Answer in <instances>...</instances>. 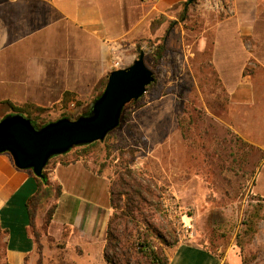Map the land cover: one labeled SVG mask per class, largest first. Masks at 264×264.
<instances>
[{"label":"rangeland","instance_id":"rangeland-1","mask_svg":"<svg viewBox=\"0 0 264 264\" xmlns=\"http://www.w3.org/2000/svg\"><path fill=\"white\" fill-rule=\"evenodd\" d=\"M192 6L169 19L165 31L158 35L137 39L135 44H111L110 68L83 62L71 66L69 89L58 101L33 113L40 125L64 116L76 119L88 112L106 86L114 55H119L126 67L144 51L155 80L139 100L125 107L120 125L104 141L54 156L45 173L49 175L51 164L70 162L81 154L112 180L116 172L132 168L153 181L156 194L152 204L138 198L130 204L116 188V207L111 213L133 207L138 226L134 228L136 222L132 221L128 225L134 238L137 230L144 236L147 221L149 240L161 255L187 241L220 255L222 264H228L231 255L239 256L243 264H264V104L258 107L259 115L245 110L249 118L244 122L257 137L239 128L238 117L245 113L244 107L233 103L211 64L213 25L221 13L200 2ZM161 43L166 49L157 62ZM12 112L5 101L1 103L0 118ZM240 118H245L244 114ZM165 195L173 198L185 223L192 225L188 231L184 222L180 223L182 215L169 216ZM43 206L42 220L47 208ZM49 236L41 260L35 255L28 263L90 264L67 245L65 237ZM0 264H10L2 235Z\"/></svg>","mask_w":264,"mask_h":264},{"label":"crops","instance_id":"crops-1","mask_svg":"<svg viewBox=\"0 0 264 264\" xmlns=\"http://www.w3.org/2000/svg\"><path fill=\"white\" fill-rule=\"evenodd\" d=\"M187 1L0 0V105L10 100L45 107L58 101L69 89L71 66L83 62L110 68L111 44H135L137 39L158 35L169 19L192 9ZM226 1L223 11L206 7L205 0L194 3L221 13L213 25L211 64L233 103L243 105V112L249 109L259 115L258 107L264 104V0ZM246 113L240 115L245 118L238 117L239 128L255 136L244 122L249 118ZM49 177L61 185L62 194L55 199L47 226L42 222L44 206L39 209L43 252L51 234L65 237L67 245L90 264H109L104 256L112 210L108 173L81 157L51 164ZM37 188L32 170L17 167L9 153H0V234L10 264H32L29 259L38 258L28 205ZM166 255L169 264L224 262L207 247L187 241ZM227 262L243 264L236 255Z\"/></svg>","mask_w":264,"mask_h":264},{"label":"water","instance_id":"water-1","mask_svg":"<svg viewBox=\"0 0 264 264\" xmlns=\"http://www.w3.org/2000/svg\"><path fill=\"white\" fill-rule=\"evenodd\" d=\"M154 80L155 73L141 51L132 64L110 72L103 92L76 119L64 116L37 126L24 113H8L0 119V153H9L17 167L44 178L54 156L104 141L120 125L125 107L139 100Z\"/></svg>","mask_w":264,"mask_h":264},{"label":"trees","instance_id":"trees-1","mask_svg":"<svg viewBox=\"0 0 264 264\" xmlns=\"http://www.w3.org/2000/svg\"><path fill=\"white\" fill-rule=\"evenodd\" d=\"M194 0H188L186 5L193 3ZM166 46L164 43L158 45L157 56L155 60L158 62L162 58ZM151 85V84H150ZM149 85V86H150ZM148 88V87H147ZM6 104L11 108L13 112H21L26 116L30 117L32 121L37 126H42L37 123L36 119L33 118V113L41 112L44 110V107L35 105L33 103H26L24 105L14 104L10 100L5 101ZM1 119V118H0ZM44 125V124H43ZM110 134V133H109ZM108 134V135H109ZM107 135V136H108ZM96 142H93L89 145H85L83 148H87L91 145H94ZM67 154V153H66ZM62 154L60 156H64ZM82 155V154H81ZM79 155L76 159L81 158ZM68 163L63 161H57L56 163ZM102 172L101 169H99ZM116 179H111L110 193H111V206L112 209L116 207L115 202V190L118 188V194L125 195L130 204L135 201L137 198L140 202L145 204H152L151 198H154L155 191L153 189V181L146 179L145 177H140L139 174L132 168H127L122 172H116ZM38 188L36 193L31 196L29 199V214H30V225L33 228V234L38 242V252L39 260H41L43 253V244L40 240L41 233L37 227V218L39 214V209L43 204L49 203L52 199V204L46 208L45 214L43 217V225L47 226L51 220L53 213L55 211V199L60 198L62 194L61 185L57 182L51 181L47 173H45L44 178L37 177ZM133 207L130 205L126 210H123L121 213L112 211L109 217L108 226L106 230V243L104 248V256L107 262L111 264H169L167 255H161L158 251L154 249L151 241L149 240L150 227L149 223L146 221V230L144 231V236L141 235V232L137 230V237L134 238V233L129 231V222H136V217L133 212ZM139 209L135 206L134 209ZM124 226L122 231L119 232V228ZM138 226V223H135V227ZM1 235V234H0ZM5 245V243H4Z\"/></svg>","mask_w":264,"mask_h":264},{"label":"built area","instance_id":"built-area-1","mask_svg":"<svg viewBox=\"0 0 264 264\" xmlns=\"http://www.w3.org/2000/svg\"><path fill=\"white\" fill-rule=\"evenodd\" d=\"M226 0H205L204 5L206 7H209L210 9L213 10H218V11H223L225 9V5H226ZM113 49H115V46H113ZM113 69H118V68H122L125 67L124 65H122L121 63V58L119 55H114L113 57ZM71 106H74V103L71 104ZM163 202H164V206L166 207V210L169 214V216L173 219V215L178 217L180 215H182L180 213V209L178 208V205H176L173 201V198L170 195H165V197L163 198ZM184 215H182V217L180 218V223L184 225L183 227L187 228V231L189 228L192 227V225L185 223L184 219H183ZM191 236V234H190Z\"/></svg>","mask_w":264,"mask_h":264}]
</instances>
